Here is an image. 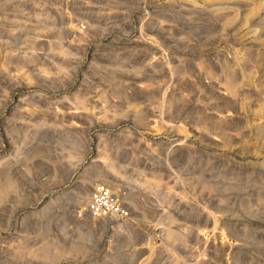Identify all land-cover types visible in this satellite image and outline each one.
Segmentation results:
<instances>
[{"label": "rangeland", "instance_id": "rangeland-1", "mask_svg": "<svg viewBox=\"0 0 264 264\" xmlns=\"http://www.w3.org/2000/svg\"><path fill=\"white\" fill-rule=\"evenodd\" d=\"M0 264H264V0H0Z\"/></svg>", "mask_w": 264, "mask_h": 264}, {"label": "built area", "instance_id": "built-area-1", "mask_svg": "<svg viewBox=\"0 0 264 264\" xmlns=\"http://www.w3.org/2000/svg\"><path fill=\"white\" fill-rule=\"evenodd\" d=\"M85 211L92 219L99 220L107 219L112 215L121 219L128 216V212L118 205L117 199L112 192L103 185L94 187Z\"/></svg>", "mask_w": 264, "mask_h": 264}]
</instances>
